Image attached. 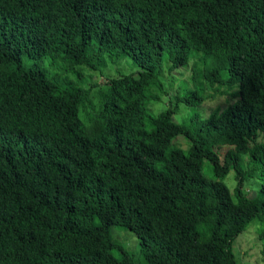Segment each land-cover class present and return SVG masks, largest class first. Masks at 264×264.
Masks as SVG:
<instances>
[{
  "label": "trees",
  "instance_id": "1",
  "mask_svg": "<svg viewBox=\"0 0 264 264\" xmlns=\"http://www.w3.org/2000/svg\"><path fill=\"white\" fill-rule=\"evenodd\" d=\"M193 53L194 88L151 113L165 62L174 73ZM109 55L140 71L89 88L82 72L51 75L56 63L97 71ZM224 94L209 116L175 121L180 103ZM257 218L264 0H0V264H136L115 225L143 264H238L234 241Z\"/></svg>",
  "mask_w": 264,
  "mask_h": 264
},
{
  "label": "rangeland",
  "instance_id": "2",
  "mask_svg": "<svg viewBox=\"0 0 264 264\" xmlns=\"http://www.w3.org/2000/svg\"><path fill=\"white\" fill-rule=\"evenodd\" d=\"M198 56L192 54L189 66L182 68L179 71H174V73L168 72L169 64L165 62L164 67L167 72L160 76V80L165 85L166 95L161 97V101L158 103H150V112L153 114H158L161 111L166 110L172 105H176L177 96H184L190 89L194 87L191 84V77H193V66L196 64L193 61L197 59ZM191 65V67H190ZM211 63L207 65H199L198 71H203L206 67H210ZM190 67V68H189ZM68 69L69 73L61 72V69ZM188 72H183L188 69ZM140 71L138 65L134 64L131 59L127 58L123 61L116 60L113 55L107 56L104 60H101V66L97 71H92L85 67H76L73 71H70L68 66L63 63H56V69L51 71L52 76H57L61 81H75L76 73L82 72L83 84L85 88H89L91 84L94 85H105L110 79H116L126 74L138 73ZM224 90V89H223ZM214 92H210L213 95ZM228 96L226 94L218 96L217 99H210L204 105L201 106H191L186 103H180L179 110L175 113L174 119L179 123H186L189 121L190 115L195 111H201L205 116H209L217 106L225 105ZM179 136L180 144L188 149L186 144ZM233 149L230 147H225L224 150ZM251 162V156L245 155L242 164L243 169L246 171H251L252 168L249 167ZM205 172L208 173L207 166L205 167ZM260 171L254 170L253 175L245 182L244 189L248 195L252 198L258 195L259 190L262 186V181L259 177ZM225 183L229 187L233 198L236 200V172L235 169L227 175L225 178ZM264 225L259 218L254 220L247 228V230L242 233L233 244V251L238 258V264H264V241L261 238V231ZM113 239L118 241V243H124L127 249L133 254L136 264H143L141 259V247L137 237L131 233L129 230L115 225L112 229Z\"/></svg>",
  "mask_w": 264,
  "mask_h": 264
}]
</instances>
